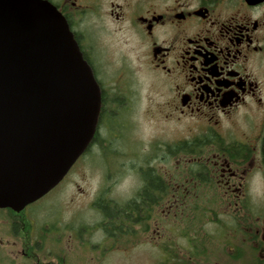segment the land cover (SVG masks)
<instances>
[{
    "label": "flooded vegetation",
    "instance_id": "obj_1",
    "mask_svg": "<svg viewBox=\"0 0 264 264\" xmlns=\"http://www.w3.org/2000/svg\"><path fill=\"white\" fill-rule=\"evenodd\" d=\"M47 1L65 17L92 67L101 88L100 120H111L116 109L132 105L130 82L137 70L146 69L160 87L164 116L183 124L185 134L154 145L150 156L160 163L173 159V171L162 172L152 163L138 168L142 183L126 201H136L142 210L148 203L153 207L131 228L115 235L112 219H105L97 206L99 201L113 206L108 189L93 199L101 215L96 222L57 216L40 224L39 213L50 204L40 201L59 189L97 142L98 125L91 145L55 188L20 212L10 209L11 218L0 219L5 225L0 243L16 251V264H80L84 246L104 254L116 241H131L137 231L147 235L154 230L159 239L164 224L189 245L183 264H264V0ZM112 45L130 51L112 52ZM109 58L117 74L108 84L104 69ZM195 140L204 142L197 151ZM147 169L164 179L161 187L151 186V196L144 193ZM198 204H222L225 213L215 218L208 208L197 212ZM8 230L12 240L3 242ZM166 238L158 241L161 247L169 243ZM62 240V249L54 250ZM67 246L73 250L66 252Z\"/></svg>",
    "mask_w": 264,
    "mask_h": 264
},
{
    "label": "water",
    "instance_id": "obj_2",
    "mask_svg": "<svg viewBox=\"0 0 264 264\" xmlns=\"http://www.w3.org/2000/svg\"><path fill=\"white\" fill-rule=\"evenodd\" d=\"M101 88L47 0H0V208L22 211L91 145Z\"/></svg>",
    "mask_w": 264,
    "mask_h": 264
},
{
    "label": "rangeland",
    "instance_id": "obj_3",
    "mask_svg": "<svg viewBox=\"0 0 264 264\" xmlns=\"http://www.w3.org/2000/svg\"><path fill=\"white\" fill-rule=\"evenodd\" d=\"M109 47L112 52L116 50L121 53V51L127 52L128 50L129 53L130 51L129 47L125 45H112ZM111 58L108 59L105 66L106 69H104L107 70L104 76H107L108 84L113 81L111 76L117 74L113 66V58ZM129 59L135 68V60L132 56ZM129 75L131 76V74ZM130 83H133L131 86L134 89L132 105L126 110L116 109L115 117L111 120L105 117L99 127L97 142L77 162L70 175L61 182L59 193V189H57L47 194L40 201L42 203L50 202L39 213L38 220L40 224L49 220V218L51 220L57 218V216L67 217L68 220L77 217L84 223L96 222L101 215L98 211L99 208L94 206L93 199L100 194V190L108 189L107 195L115 199L116 202L123 203L128 198L135 196L138 187L142 183V178H140L138 172L141 164L152 163L158 165L162 172L166 170L168 172L173 171L172 169L176 163L173 159L160 163L159 161H154V158H150V156L154 154V145H160L162 142H171L183 137L185 134L184 125L164 116V108L161 106L160 87L154 75L148 70H137ZM146 159L147 162H145ZM148 159L150 160L148 161ZM55 198L57 201L51 202ZM212 207L215 213H213ZM225 207L222 204L195 205L197 212H208L207 208L210 209L211 215L213 216L214 214L215 218L222 212L225 213L223 211ZM11 215L10 209L0 210V219L11 218ZM221 218L223 217L221 216ZM0 223L2 224L0 228H5L4 223L1 221ZM171 226L173 225L171 224ZM161 227L162 229H158V231L161 230V233L165 232L168 237L166 240L169 242L162 246L166 247L164 249H160L161 244L158 241L161 242L160 239L165 234L159 239H155L154 230L148 232L147 235H141L140 231H137L136 234H129L131 241L127 240L122 244L116 241L113 249L104 254L97 253L94 251L95 248L92 251H88L87 249L89 248L84 246L81 253L78 254L82 258L80 264H183L184 257L189 254V245H187L186 240L181 237L180 232H177L176 229L171 233L165 224L161 225ZM9 232L8 230L4 233L3 242H7V240L11 242L12 237ZM62 232V229L57 230V234ZM130 232L134 233V231ZM93 237L94 233L92 234V239L95 242L96 239ZM67 242L72 244L70 240ZM170 243L173 245L172 247ZM57 245L54 250L62 249L64 241L62 240ZM71 248L67 246L65 248L66 252H71L73 250ZM173 254L178 255L179 259L173 258ZM52 256L51 258H53ZM72 256L74 261V253ZM16 257L15 250H11V247L7 246V244L0 243V264H16L19 259ZM23 264L33 263L26 261Z\"/></svg>",
    "mask_w": 264,
    "mask_h": 264
},
{
    "label": "trees",
    "instance_id": "obj_4",
    "mask_svg": "<svg viewBox=\"0 0 264 264\" xmlns=\"http://www.w3.org/2000/svg\"><path fill=\"white\" fill-rule=\"evenodd\" d=\"M104 118L100 120V126L103 122ZM110 121V120H109ZM99 135V134H98ZM194 149L197 151V149H200L204 142L202 140H195L193 141ZM90 149V148H89ZM88 149V151H89ZM180 149V148H179ZM183 148H181L182 150ZM87 151V152H88ZM146 174H144V180L147 182V189L144 191L146 193V196H151V186L155 185L158 187H161L163 185L164 179H161L159 176H157L151 169H147ZM164 189H162L163 191ZM99 208H101L104 212L105 219L107 217H110L113 222V230L114 234L117 235L118 233H121L124 229H129L132 222L135 220H138L139 218H143V216H147L149 212H152L151 208L153 207L151 204H147L145 207V210H142L136 201H125L123 203L114 201L113 206L107 204V203H99L97 204ZM134 212L137 214L136 217H133ZM149 215V214H148ZM131 228V227H130Z\"/></svg>",
    "mask_w": 264,
    "mask_h": 264
}]
</instances>
